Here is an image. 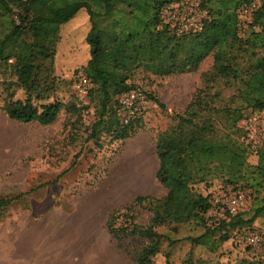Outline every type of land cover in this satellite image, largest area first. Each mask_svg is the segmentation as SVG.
I'll list each match as a JSON object with an SVG mask.
<instances>
[{"label": "trees", "instance_id": "obj_1", "mask_svg": "<svg viewBox=\"0 0 264 264\" xmlns=\"http://www.w3.org/2000/svg\"><path fill=\"white\" fill-rule=\"evenodd\" d=\"M180 1L0 0V67L12 71L14 85L24 92L17 99L8 93L3 108L19 122L46 125L63 109L78 112L74 100L56 98L61 79L54 74V61L61 25L81 8L90 24L85 36L89 58L82 68L89 81L85 96L97 99L92 137H97L99 126L117 139L130 135L135 117L120 121L119 97L137 89L131 82L136 71L177 74L195 70L212 56L201 85L184 109L175 113L173 124L157 136L156 178L164 194H138L106 218L118 243L124 238L136 240V264H150L164 242L170 248L186 240L215 251L217 243L229 238L227 232L214 237L228 217L232 226H243L264 214V195H260L264 140L252 146L238 125L247 109H264V0H198L204 12L201 29L178 34L164 19L167 6ZM256 1L251 23L242 26L239 9ZM250 152L256 155L254 163L247 160ZM215 180L254 195L251 217L245 219L242 213L231 217L227 209L225 218L207 224L206 214L216 202L196 185ZM15 198L1 197L0 211ZM141 210L149 213L147 221L137 220ZM186 224L202 231L180 236V227ZM164 257L169 264V251ZM234 264H264V256L240 258Z\"/></svg>", "mask_w": 264, "mask_h": 264}, {"label": "rangeland", "instance_id": "obj_2", "mask_svg": "<svg viewBox=\"0 0 264 264\" xmlns=\"http://www.w3.org/2000/svg\"><path fill=\"white\" fill-rule=\"evenodd\" d=\"M196 3L188 0L174 5L177 18L187 17L192 25L200 22L204 12ZM89 25L83 8L61 25L54 61V74L61 79L56 98L74 100L78 112L63 109L46 125L9 118L3 108L8 93L17 99L24 97V92L14 85L12 71L0 67V198L16 197L0 211V264H136V240L124 238L118 243L106 226V218L138 194L160 196L165 192L156 178L157 136L190 101L201 85L202 73L212 64V56L205 57L195 70L177 74L136 71L131 82L145 98L133 116L132 132L117 139L99 126L97 137H92L97 99L90 101L74 89L89 58L85 39ZM244 115L238 125L244 129L245 141L254 146L264 140V109H247ZM247 160L254 163L255 153L250 152ZM196 187L216 202L206 214L207 224L222 219L234 198L237 211L230 213L231 217L238 213L245 219L251 217L255 199L249 190H233L216 180ZM148 218L146 211L137 214L138 221ZM229 220L214 235H229L216 244L215 251L186 240L170 248L164 242L150 264H166V251L170 253L169 264H234L240 258L264 256V214L254 217L249 225L232 226ZM201 231V227L192 229L186 224L180 227V236ZM254 233L259 241L252 245L247 236Z\"/></svg>", "mask_w": 264, "mask_h": 264}, {"label": "built area", "instance_id": "obj_3", "mask_svg": "<svg viewBox=\"0 0 264 264\" xmlns=\"http://www.w3.org/2000/svg\"><path fill=\"white\" fill-rule=\"evenodd\" d=\"M188 0H182L177 3L170 4L167 6V10L169 9V15L167 18H165L166 24L169 25V27L176 31V33H186L189 31L194 30H200L201 29V22H196L192 25V22L189 21V18L184 17L181 20L177 18L175 13V6L179 3L185 4ZM198 0L196 3V6H198ZM257 2H252L250 4L244 5L239 9V18L240 23L242 26H247L249 23H251L252 20V12L256 9ZM89 87V81L87 77L84 74H80L77 81L74 84V89L76 93L83 97L87 93V89ZM144 94L139 89H130L124 93H122L119 97V117L120 121L123 123H126L131 117H133L138 109L140 108V104L144 101ZM237 207V199L234 198L231 200L228 211L230 213H235ZM247 241L249 244L255 245L258 241V235L257 234H249L247 236Z\"/></svg>", "mask_w": 264, "mask_h": 264}]
</instances>
